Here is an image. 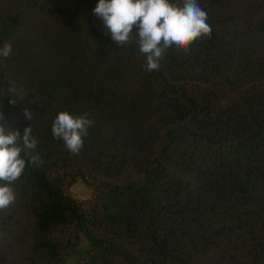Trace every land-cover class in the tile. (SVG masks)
I'll list each match as a JSON object with an SVG mask.
<instances>
[{"label": "trees", "instance_id": "trees-1", "mask_svg": "<svg viewBox=\"0 0 264 264\" xmlns=\"http://www.w3.org/2000/svg\"><path fill=\"white\" fill-rule=\"evenodd\" d=\"M97 3L0 0V112L37 140L0 264H64L79 232L83 264H264V0H198L211 34L151 72ZM62 110L93 120L79 154L52 134ZM69 175L92 180L86 207Z\"/></svg>", "mask_w": 264, "mask_h": 264}, {"label": "clouds", "instance_id": "clouds-1", "mask_svg": "<svg viewBox=\"0 0 264 264\" xmlns=\"http://www.w3.org/2000/svg\"><path fill=\"white\" fill-rule=\"evenodd\" d=\"M93 12L103 20L115 44H129L133 42V33L136 34L135 43L146 56L149 72L161 67L163 54L170 47L186 49L212 32L208 15L198 0H183L182 6L173 0H98ZM11 53V43L6 42L0 47V56L7 58ZM24 115L33 119V113L28 109ZM92 124L93 120L87 114L76 115L70 110H62L53 120L52 134L63 141L70 153L79 154ZM36 146L31 126L21 135L18 129L6 123L0 112V210L15 201L12 185L25 170V155Z\"/></svg>", "mask_w": 264, "mask_h": 264}, {"label": "rangeland", "instance_id": "rangeland-1", "mask_svg": "<svg viewBox=\"0 0 264 264\" xmlns=\"http://www.w3.org/2000/svg\"><path fill=\"white\" fill-rule=\"evenodd\" d=\"M91 181L92 180L90 178H88V181L86 182L82 179L74 178L72 175L67 176V182H71V184L69 185L70 193L76 200L84 204L85 207L90 202L93 194V187L89 184ZM78 234V244L72 250V252H75H73L72 255H69V258L65 260L66 263L64 262V264H83L84 262L82 255L88 248V241L84 233L79 232Z\"/></svg>", "mask_w": 264, "mask_h": 264}]
</instances>
